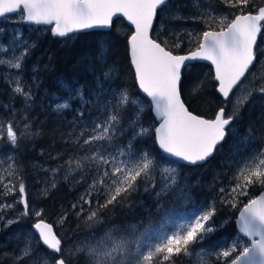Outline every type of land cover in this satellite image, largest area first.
Here are the masks:
<instances>
[{"label":"snow or ice","instance_id":"6c2138e0","mask_svg":"<svg viewBox=\"0 0 264 264\" xmlns=\"http://www.w3.org/2000/svg\"><path fill=\"white\" fill-rule=\"evenodd\" d=\"M169 3L170 0H0V18L18 14L24 22L51 25L49 31L57 37H69L94 27H109L114 17H126L134 25L128 44L136 85L140 93L150 98L149 109L158 121V126L145 125L140 93L131 94L123 85L117 84L114 68L103 70L86 86L80 85L76 89L64 86L68 96L58 102L55 109L63 112L72 107L71 101H78L80 106L74 110L75 117L83 124L76 143L85 154L66 162L71 173L79 174L76 183L84 186L83 193L71 205L76 217L83 216L85 223L91 222L95 227L104 222L110 206L124 205L133 195L143 193L154 199L163 219L158 226L145 228L143 232L135 225L127 229L114 227L101 237H94L92 243L67 248L53 225L40 218L43 211L33 209V215L39 218L32 226L37 247L42 244L49 250L48 256L41 254L42 264H73V258L80 255L86 264H176L174 258L181 254L188 264H264V147L237 164V172L227 191L224 187L218 190L221 205L238 212L234 221L229 218L217 225L213 219L217 211L214 202L188 214H180L179 218L176 213L164 210L160 203L169 193L184 200L192 198L191 193L177 182L176 169L185 163L205 162L218 148L222 151L227 126L237 118V109L242 103L235 100L233 110L227 116L224 107L210 119L195 114L181 98L183 73L193 61H209L214 66L217 91L227 100L246 74L255 76L250 73V68L257 60V38L264 32V6H258L255 0H222L226 8L221 11L211 5L201 9L200 0H195L198 14L193 19L203 28L185 30L188 51L177 54L176 50L185 43L180 39V33L173 34L174 43L169 45L167 39H162L154 29L158 12ZM250 4L254 11L246 12L245 8ZM172 18L183 19L180 16ZM158 27L163 29L162 24ZM17 39L12 42L11 58H6L9 47L0 44V67L16 70L13 91L27 102L32 99V93L21 86L19 77L30 46L25 42L16 54V48L20 47ZM101 62L106 63L103 55ZM199 91L197 86L193 94ZM253 92L264 96V83L250 89L247 96L251 97ZM129 109L132 118L125 127L124 115ZM92 112L94 118L84 124L86 113L91 116ZM28 129L29 125L25 123L24 131L18 136L12 123L0 124V139L6 136L8 145L18 150V141L29 135ZM85 132L87 136L81 141ZM148 140L154 141L159 156L143 147ZM7 160V166L0 172V198L18 192L21 194L18 202L24 207L21 215L27 216L29 202L19 174L20 166L11 156ZM2 165L3 161H0ZM42 170L51 172L43 191L47 194L50 188L56 187V173L60 168ZM157 174L161 177L159 188L155 183ZM7 177L10 179L5 182ZM64 180L67 181L68 176ZM249 189L258 190V194H250ZM139 203L144 207L143 201ZM13 206L0 202V220H3V210ZM127 207L131 210L132 205ZM67 219L68 215L64 213L59 223L63 224ZM18 222V218L3 220L6 228ZM230 222L236 225L233 235L210 239L211 234ZM206 239L208 244H204ZM190 245L197 247L190 248ZM32 253L31 241H26L20 255L13 259L19 264Z\"/></svg>","mask_w":264,"mask_h":264},{"label":"trees","instance_id":"16d2710c","mask_svg":"<svg viewBox=\"0 0 264 264\" xmlns=\"http://www.w3.org/2000/svg\"><path fill=\"white\" fill-rule=\"evenodd\" d=\"M258 6H264V0H255ZM211 5L215 9L225 10L226 6L222 0H200L201 9H207ZM176 6V7H174ZM185 6H187L185 8ZM228 11H236V9H228ZM245 11H254L251 4L245 8ZM198 14V9L195 6V0H170L168 7L158 13L157 23L155 26L162 39H167L168 44L174 43V33H180V39L185 43L180 49H177V54H186L188 45L186 42L185 30L199 31L203 25L194 20L193 17ZM174 16L183 17L184 20L173 19ZM162 24L163 29L158 26ZM30 33V30L24 28V39L28 38V44L34 45L31 59L26 61L23 70V82L27 81L26 90L31 89L32 99L30 103L21 104V99L12 94L11 86L7 83L0 84V121L7 122L5 105L13 106L21 104V106H29L23 108L15 107L13 110L14 118L22 123L21 131H24V125H29V135L18 141V150L9 147L5 138L0 140V158L7 161L5 153H10L20 166V176L23 178L26 190L28 191L31 200L30 203L36 205L38 209L43 211V218L53 226L61 225V235L64 236V244H68L67 236L73 234V231L78 226L85 224L91 225V222L85 223L84 217H76L71 205L76 203L79 195L84 191V186L77 184L79 179L78 173H71L67 165V161L85 154L80 145L76 143L79 133L83 130V124L76 120L75 111L79 108V103L71 101L72 107L63 112H57L55 106L58 102H62L68 96L65 89L67 85L71 89H76L80 85H88L97 76H100L103 70L114 68L116 83L123 85L129 93H139L135 82L134 72L131 68L128 50V37L131 35V30L123 21H116L112 32L101 33L93 32L89 34L76 35L65 40L52 38L50 32H47L46 37L40 36V31ZM264 35L260 38L262 43ZM10 39H4L3 43L9 42ZM103 55L106 63L101 62ZM35 67V73L27 75L30 68ZM249 77L247 78V80ZM36 84L35 87L30 84L31 81ZM264 83L260 80H252L251 88ZM199 86L200 91L193 94V89ZM182 98L189 110L194 111L197 115H202L205 118H213L216 112L221 107L228 106L223 103L216 93V84L211 68L201 65H193L183 74L181 86ZM143 101L145 112L143 114L145 125L149 123L156 126V121L152 115V110L149 109V104L146 99L139 95ZM264 96L253 92L252 97L245 104V107L239 112L237 118L232 121L227 137L223 143V150H218L215 156L207 164L198 167L180 166L178 183L186 188L191 193L190 200H184L179 195L169 193L160 201L163 209L177 214H188L197 208L204 207L208 203H215L216 215L213 218L216 224L231 218L234 221L238 217V212L226 205H221L219 188L224 187L227 191L229 182L237 172V164L253 154V152L261 147H264V126L257 128L264 123L263 107ZM12 102V103H11ZM95 114L89 116L86 113L83 123H88L93 119ZM132 118V110L129 109L124 115L123 125L126 127L127 122ZM250 122V123H249ZM39 128V129H38ZM251 130V131H249ZM87 132H85L86 138ZM32 138V139H30ZM244 141H247L245 143ZM34 149V154H40V158L36 155H29L30 148ZM38 147V149H36ZM39 147L44 148L40 150ZM143 147L154 151L155 155L159 156V151L153 140H148ZM26 149V153L22 154V149ZM236 150H239L236 152ZM235 153V154H234ZM35 163L38 166L37 171L30 164ZM60 168V172L56 173V187L49 189L47 194H43L44 190L32 184L35 183V178L42 179L49 176V173H44L42 169ZM39 173V176H36ZM78 175V178L76 176ZM68 176V180L64 177ZM14 183H18L14 181ZM40 183V182H39ZM209 186L214 195L207 191ZM34 188V191L32 190ZM43 188V187H42ZM45 189V188H44ZM37 199H33L35 193ZM250 194L255 195L249 189ZM40 195V197H39ZM247 199V198H246ZM245 199V201H246ZM140 201L144 202V207L140 206ZM131 204V210L127 205ZM87 207V206H86ZM67 213L68 219L59 223L61 216ZM163 219L161 212L157 211V205L154 199L149 198L147 194L133 195L124 205H117L109 210V215L104 217L102 224L96 225L94 235H100L106 230L114 227L129 228L130 225H135L139 232H143L145 228L158 226ZM35 222H30V232L33 241L37 242V237L33 233L32 226ZM56 229V228H55ZM236 231V225L230 222L226 227L219 229L211 234L210 239H216L221 235L225 237L231 236ZM19 233L18 226L14 225L10 230L4 231L3 235L16 236V241H13L9 248L0 250V258L3 255H14L12 252L16 250V246L20 239L17 236ZM123 235V233H121ZM134 238V237H129ZM0 236V240H2ZM208 244V239L204 241ZM190 248L197 247L190 245ZM39 255L37 257V252ZM41 254L48 256L49 252L42 246L35 248L31 256H26L19 264H39L42 263ZM176 264H188L186 257L181 254L180 257L174 258ZM8 259H1L0 264H8ZM74 263V262H73Z\"/></svg>","mask_w":264,"mask_h":264},{"label":"rangeland","instance_id":"374dc122","mask_svg":"<svg viewBox=\"0 0 264 264\" xmlns=\"http://www.w3.org/2000/svg\"><path fill=\"white\" fill-rule=\"evenodd\" d=\"M186 7L187 6H185V8ZM180 20H184V19H180ZM24 28H26L27 30H30L31 34L38 31V30H33L32 27H30V28L25 27L24 24H23V21L18 18V15L14 16L12 18H7V19H4V20L0 21V29L3 30V31H0V44H3L5 46L9 47V49H10V51L7 54L6 58H11L12 42H13L14 38H18L17 39V43L20 44V47L16 48V54H19V52L21 51V48L23 47V44L25 42L27 43V45L30 46L29 49H28V55H27V57H26V59L24 61V64H25L26 61L28 62V60L31 59L33 47H31V45L28 44V38L24 39V37H25ZM42 30L43 31H40V36L41 37H46L47 34H48L47 32H50L49 30H46V29H42ZM263 35H264V32H263ZM4 39H10V41L4 44L3 43ZM256 53H257L258 57L260 56V59L258 60V63L255 66L254 70L251 72V73H254L255 76L249 75V79L247 81H245L241 85V87L235 92V94L231 98V100L227 103L228 106L224 107L225 108V112H226V116L232 112L233 103H234L235 100L242 101V103L239 105V107L237 109V115L245 107V104L252 97V96L251 97L247 96L248 91L250 89H252L251 85H250L252 80H255V79L257 80L258 79L260 81H264V37H263L262 43H259L258 48L256 50ZM24 64L22 65L21 75L19 77V81H20L21 86L24 87L25 90H26L28 82L27 81L23 82V78H24V76H23ZM15 72H16L15 69H6L4 67H0V84L3 83L4 85H7V83H8L11 86L12 94L16 95L18 98H20L21 99V104H23L25 102L24 98L22 96L16 94L13 91V89L15 87V84L13 83V81L17 79V77L15 76ZM33 73H35V67L30 68L28 70V72H27V75H31ZM30 84L32 86H34V87L36 85L33 80L30 82ZM28 91H31V89H29ZM245 100H246V102H244ZM30 101L31 100L25 102V104L30 103ZM74 102H78V101H74ZM21 104H16V105H13L12 107L5 105V110H6V114H7L6 116H8V118L6 119L7 122L0 121V124H6V123H9V122L12 123L13 128L17 130L18 136H19V134L21 132L19 126H22V123L18 122L14 118V115H13L12 112H13L15 107L23 108L24 110H26V108L29 107V106H21ZM262 110L264 111V101H263ZM93 114H95V113L92 112V115ZM262 126H264V123L260 124L257 128L262 127ZM263 136H264V133H263ZM4 138H5L6 142H7L6 136ZM30 139H32V138H30ZM7 144H8V142H7ZM0 148H1V146H0ZM34 149L35 148H33V147L29 149L30 150L29 155H36L38 158H40L39 157L40 154H37V153L34 154ZM36 149H38V147H36ZM39 149L43 150L41 152H43V156H44V153H45L44 152V148L43 147H39ZM25 153H26V149L23 148L22 149V154L24 155ZM4 156L8 157V156H11V155H10V153H5ZM3 158H0V161H3V160H1ZM7 163H8V160L5 163L3 161V165L0 166V172H2V168L3 167L7 166ZM30 166L34 167V169L37 171L38 166L35 163H32V161H31ZM178 168L176 169L177 174H178L177 175V182L180 179L179 178ZM45 170H50V169H45ZM43 172L44 173H49V176H46L45 178L43 177L41 179L40 176H39V173H36V176H39V177L35 178V183L32 184L33 187H35L36 185L39 184L38 187H40V190H44L45 182L48 181L49 177L51 176V172L50 171H43ZM76 178H78V175L76 176ZM7 179H10V177H7L5 182H7ZM155 183L157 185V188H159L160 183H161V177L159 176V174H157L156 177H155ZM181 185L183 186V184H181ZM32 190L34 191V188H32ZM207 191L211 195H214V193H215V192H212V189H211L210 186H209V188L207 187ZM34 193H35V196L33 197V199H37L38 195H37L36 192H34ZM26 195H27L28 202H29V213H28L27 216H22L21 215V213L24 211V208L22 207L21 203L18 202L20 200L21 194H19L18 192H14L13 194H10V195H7V196H4V197L0 198V202L11 203V204L14 205L11 208H5L3 210V220L12 219V218H18L19 219L18 223H14V224L10 225L7 228L4 226L3 220H0V236H2V238H3L2 240H0V250H5V249L9 248L10 245L12 244V242L16 241V236L15 235H13V236H11V235L10 236L3 235L4 231L5 230L6 231L10 230L14 225H17L18 226V230H19V233H17V236L20 239V241L18 242V244L16 246V250L12 251L15 254L14 255H3L0 258V261H1V259H3V260L8 259V261H7L8 264H16V262L13 259V257L20 255V250L25 247V242L26 241H31V245L33 247V250L35 248H41V246H42L40 244L39 247H37V242L33 241V237H32V234L30 232V229H29L30 228V222L31 221L36 222V220L39 219V218H37V217H35L33 215L32 210L33 209L41 210V209H38L36 205H33V204L30 203L31 197H30V195H29L27 190H26ZM39 197H40V195H39ZM242 199L245 200L246 198H242ZM54 227L56 228V229L54 228V231L56 232V234L63 241L64 240V236L61 235V230L62 229L60 231H58V233L56 231V230H58V228H61V225L55 224ZM95 227H92L91 225L89 226L88 224H85L82 227L78 226L77 229L75 231H73V234L67 236L68 244L65 247L73 248V247H75L78 244L92 243V242H94V237H97V238L101 237L105 232H107L109 230L108 229V230L104 231L100 235H94L96 229L93 230V228H95ZM39 253L40 252L38 250L37 257L39 255ZM0 254H2V253L0 252ZM23 259H21V260H23ZM21 260L19 261V263L21 262ZM73 262H74L73 264H86V261H85V259H84V257L82 255L74 257L73 258ZM39 264H42V263H39Z\"/></svg>","mask_w":264,"mask_h":264},{"label":"water","instance_id":"95a60500","mask_svg":"<svg viewBox=\"0 0 264 264\" xmlns=\"http://www.w3.org/2000/svg\"><path fill=\"white\" fill-rule=\"evenodd\" d=\"M15 15H17V14H9V15H8L7 17H5V18H10V17H13V16H15ZM5 18H0V20H1V19H5ZM118 19L123 20V21L126 23V25H127L130 29H132V30L134 31V25H132L130 21H127V18H126V17L118 16V17H114V18H113V24H112L111 26H109V27H94V28H92V29L82 30V31L77 32V33H75V34H70L69 37L76 36V35L89 34V33H93V32H101V33H108V32H111V31L113 30V26H114L115 21L118 20ZM156 21H157V20H156ZM156 21L154 22V27H155V25H156ZM23 24H24V26H28V27L44 28V29H50V28L52 27L51 25H36V24H34V23L24 22V21H23ZM50 34H51V36H52L53 38H56V39H59V40H65V39L69 38V37H57V36H54L51 32H50ZM259 38H260V36H258V38H257V43H258V41H259ZM128 50H129V44H128ZM129 59H130V50H129ZM130 62H131V60H130ZM255 63H256V61L254 62L253 66L250 68V71H251L252 68L254 67ZM196 64L210 66V67L212 68V70H213V75H214V66L211 65V63H210L209 61H193V62H191V65H192V66H193V65H196ZM131 67H132V71L134 72V65H132V63H131ZM134 76H135V75H134ZM247 76H248V74H246V76H245L244 78H242L241 82L238 83V85L234 87L233 92L230 93V95H229V97L227 98V100H225V99L222 97V95H221L220 93H218V91H217V89H216V93H217V95L220 97V99H221L224 103H227V102L231 99V97L233 96V94L235 93V91L237 90V88L242 84V82L245 80V78H246ZM182 79H183V76H182ZM214 80H215V79H214ZM135 81H136V80H135ZM215 82H216V84H217V86H218V82H217V81H215ZM181 84H182V81H181ZM137 89H138V87H137ZM138 91H139V93H140V90H139V89H138ZM140 95H141L143 98H145L146 100H148V101L150 100V98H146V94H142V93H140ZM181 98H182V95H181ZM152 113H153V116H154V112H152ZM229 126H230V125H229ZM229 126H227V128H228ZM225 138H226V137H225ZM213 155H214V154H213ZM212 157H213V156H211L208 160H210ZM208 160H207V161H208ZM207 161L202 162V163H198V164H196V165H190V164H187V163H185V165H186V166H198V165H203V164H205ZM21 204H22V203H21ZM22 207H23V204H22ZM23 208H24V207H23ZM48 223H49V222H48ZM54 228H55V227L53 226V229H54ZM32 229H33V228H32ZM33 232H34V234L36 235L34 229H33ZM41 245H42V244H41ZM42 247H43L45 250H47V249H46V246H43V245H42ZM47 251L49 252V250H47Z\"/></svg>","mask_w":264,"mask_h":264},{"label":"flooded vegetation","instance_id":"af4514ba","mask_svg":"<svg viewBox=\"0 0 264 264\" xmlns=\"http://www.w3.org/2000/svg\"><path fill=\"white\" fill-rule=\"evenodd\" d=\"M257 56H258V55H257ZM252 71H253V70H252ZM252 71H251V72H252ZM231 98H232V97H231ZM230 100H231V99H230ZM230 100H229V101H230ZM229 101H228V102H229ZM228 102H227V103H228Z\"/></svg>","mask_w":264,"mask_h":264},{"label":"bare ground","instance_id":"6f19581e","mask_svg":"<svg viewBox=\"0 0 264 264\" xmlns=\"http://www.w3.org/2000/svg\"><path fill=\"white\" fill-rule=\"evenodd\" d=\"M30 28V27H29Z\"/></svg>","mask_w":264,"mask_h":264}]
</instances>
